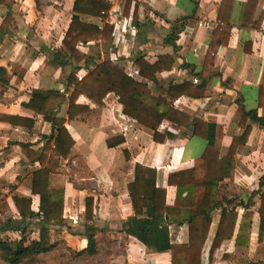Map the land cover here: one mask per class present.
I'll use <instances>...</instances> for the list:
<instances>
[{
  "label": "crops",
  "instance_id": "1",
  "mask_svg": "<svg viewBox=\"0 0 264 264\" xmlns=\"http://www.w3.org/2000/svg\"><path fill=\"white\" fill-rule=\"evenodd\" d=\"M12 1L10 9L0 5V22L6 12H10L13 19L8 31L0 36V65L11 74L9 87L0 92V112L32 117L34 123L31 129H27L0 121V180L11 185L8 189H1L0 203L5 201L8 207L3 215L0 214V222L5 218L19 219L12 201L14 194L31 197V209L38 212V198L31 194V178L39 163L29 162L17 142H29L34 148L40 147L43 144L42 135H49L52 128L41 115L23 108L21 102L29 99L33 88L63 91L71 68L70 65L60 67L51 63L50 53L62 47L61 40L70 22L74 0H40V9H37L34 0ZM125 1L109 2V18L112 23H119L111 39L90 41L79 49L93 56L95 61L111 59L139 80L143 79L134 64L136 57L143 56L153 63L158 55L171 54L174 59L172 68L157 73L155 83L148 81L155 92L170 82L182 83L192 79L198 83L199 78L195 74L203 67L215 28L230 26L227 43L217 48L206 95L202 98L181 96L173 103L179 110L214 123L215 147L221 155L226 154L232 136L242 132L238 125L241 110H256L258 115L264 116V90L259 91V86L264 85V0H257L249 22L251 26L238 24L239 13L242 19L249 21V10H243L245 16L240 12L241 5L247 0H129L126 15L123 13ZM135 6L137 25L132 23ZM80 17L98 27L107 22L102 17ZM199 22L205 25L199 26ZM176 23L182 24V28L172 45L166 37ZM78 65L80 69L76 72L82 76L88 67L83 62ZM68 94L58 114L66 119L65 126L75 143L71 149L72 156L61 161L60 170L63 173L50 174V186L64 190L63 216L72 221L68 220L67 226H56L63 228L62 233L65 232L60 239L73 252L86 246L83 231L81 234H70L66 229L77 223L76 218L83 219L85 197L91 196L94 224L99 228L96 234L98 244L114 239L124 242L122 250L108 255L110 264H171L169 251H151L122 231L123 224L134 216L127 184L134 178L136 163L152 167L156 170V186L166 189V203L171 205L174 188L167 185L168 173L192 166L203 151L205 140L163 121L159 130H168L174 136L164 143L153 141L151 130L122 114L121 105L113 93H108L102 104L80 95L77 103L88 105L89 111L69 119L66 113ZM259 98L262 102L260 107ZM246 123L251 124V131L245 145L236 148L233 180L225 179L221 184L244 200L251 192H257L250 207L253 218L249 245L236 247L233 237L222 241L209 255L219 215L216 211L201 251L200 264H264V228L258 239V208L260 193L264 192V127L248 118ZM118 135L124 138V142L108 147L105 140ZM195 136L202 141L195 140ZM78 159H82L88 175L78 174L77 168L72 170ZM70 172H73L74 178ZM238 210L240 215L242 210ZM26 222L30 223L28 226L36 235L38 219L27 218ZM170 222L171 242L185 243L188 237L186 221L179 225L176 219L171 218ZM9 233L5 235H11ZM56 240L51 234V241Z\"/></svg>",
  "mask_w": 264,
  "mask_h": 264
},
{
  "label": "trees",
  "instance_id": "2",
  "mask_svg": "<svg viewBox=\"0 0 264 264\" xmlns=\"http://www.w3.org/2000/svg\"><path fill=\"white\" fill-rule=\"evenodd\" d=\"M37 9L41 7L40 0H34ZM129 0L125 1L123 13L129 12ZM257 0H247L241 5L243 10H249V21L238 17L240 26H251L253 10ZM11 8L12 0H0V5ZM110 9L108 0H74L70 22L62 37V47L51 51L50 62L60 67L70 65V72L66 77L64 90L33 88L29 99L21 102L25 109L41 115L51 124L49 135H42L43 144L34 148L29 142H17L23 155L29 162H38L39 166L32 171L31 194L38 198V212L31 209V197L14 194L13 205L19 219L5 218L0 222V261L3 264H38L45 255L57 248L60 240L51 241L52 226H67L63 216L64 190L50 186V174L58 172L61 161L72 156L71 149L74 139L65 126L66 119L59 116L61 104L68 94L67 118L86 113L88 105L77 103L80 95L98 104L108 93H113L121 105V112L133 121L152 131V140L164 143L173 138L168 130H159L163 121H168L178 128L188 130L192 135L205 140L201 154L195 158L192 166L174 170L167 175V185L174 188V199L171 205L166 203V189L156 186V170L152 167L136 163L134 178L127 184V190L134 216L123 224L122 231L139 240L151 251H169L171 264H200L201 251L208 238L209 230L215 216L219 215L209 246V255L220 246L222 241L234 237L236 247L249 245L253 211L252 197L257 193L251 192L244 200L239 195L223 187L225 179L233 180L235 173V151L238 146L245 145L251 131V124L247 118L264 127V116L258 115L256 110H241L238 125L241 134L233 135L226 154L221 155L215 147V124L195 117L174 106V101L181 96L202 98L206 95V87L213 75L212 67L217 48L226 44L230 34V26H217L210 38L203 67L198 74V83L186 79L182 83L170 82L155 92L148 81L156 82L157 73L172 68L174 59L171 54H160L153 63L143 56L134 59L138 67V74L143 80L136 79L126 73L123 67L111 59L95 61L94 57L81 51L77 44L90 41H108L113 33V24L105 22L101 27L84 21L80 15L93 17L106 16ZM228 19V18H227ZM10 12H6L0 22V36L8 31L12 22ZM228 23V20H225ZM132 23L137 25L136 6L132 12ZM182 24L173 25V31L166 37V41L174 45V39L180 32ZM175 47V46H174ZM83 62L86 73L80 78L77 75L78 65ZM90 65V66H89ZM11 74L5 66L0 65V88L3 91L9 87ZM264 85L259 86V91ZM262 105L259 98V107ZM0 121L12 125L31 129L34 118L11 115L0 112ZM108 147H114L124 142L121 135L109 137L105 140ZM126 159H128L125 151ZM1 165V164H0ZM264 179V175L262 176ZM262 179L260 180V184ZM3 186H0V193ZM259 233L262 236L264 228V192L260 193ZM7 203H0V214H4ZM239 209L242 213L239 215ZM94 204L91 196L84 200V228L86 246L77 255H96L98 253V226L94 224ZM185 213V216H184ZM27 218H37L38 228L35 236H30L27 228L30 225ZM171 218L177 224L186 221L188 237L185 243H172L169 224ZM70 228L67 227V230ZM7 232H17L14 238L2 236ZM64 243V241L61 239Z\"/></svg>",
  "mask_w": 264,
  "mask_h": 264
},
{
  "label": "rangeland",
  "instance_id": "3",
  "mask_svg": "<svg viewBox=\"0 0 264 264\" xmlns=\"http://www.w3.org/2000/svg\"><path fill=\"white\" fill-rule=\"evenodd\" d=\"M59 30V29H58ZM57 30V31H58ZM7 90V89H5ZM0 92H2L1 88H0ZM3 93V92H2ZM195 140H200L202 141L199 137H194ZM202 144V142H200ZM192 149H194L193 147H191ZM78 169L77 173L78 174H85L88 175V172L85 170V168H83V162L82 159H78L76 165H74V167H72V170L74 169ZM62 170H59V172ZM75 172V171H74ZM63 173V171H62ZM70 174L72 175V178H74V174L73 172H70ZM70 175V176H71ZM0 186H3L4 189H8L11 187V185L5 181L0 180ZM10 186V187H9ZM223 187H225V185L222 184ZM2 194V191L1 193ZM69 219H67L68 221ZM77 223L74 224L72 227H70L68 233H78L81 234L83 231V219L82 217L80 218H76ZM69 222H72L69 220ZM73 224V223H72ZM32 228L28 227L27 231H29L31 234L30 236H34L35 232L31 231ZM67 230V229H66ZM61 231H63V228L59 229L58 227H52V236H54L55 238H57L58 240V245L56 250H54V252L52 254H47L44 257H42V259L38 262V264H110L109 263V257L108 255H110L112 252L116 253L120 250L123 249V245L124 242L122 239H114V241L110 240L109 242L105 241L104 242H100V244H98V253L94 256H86V255H82L79 256L77 254H75V252H73V250H71V248H67L65 246V243H63L61 241V237L63 235H65V232L62 233ZM67 233V232H66ZM11 235H5V233L2 235L4 236H8L10 238H14V236L19 234L17 232H13V233H9ZM103 239V238H101ZM101 241V240H100ZM99 243V242H98ZM0 264H3L0 261Z\"/></svg>",
  "mask_w": 264,
  "mask_h": 264
},
{
  "label": "built area",
  "instance_id": "4",
  "mask_svg": "<svg viewBox=\"0 0 264 264\" xmlns=\"http://www.w3.org/2000/svg\"><path fill=\"white\" fill-rule=\"evenodd\" d=\"M108 1H109V2H112L113 0H108ZM109 11H110V9H109ZM109 11L107 12V15H106V16H100V17L104 18L105 21L112 23V21H111L110 18H109V16H110ZM112 24H113V31H115V30H116V27L119 25V23H118V22H117V23H116V22H113ZM120 25H121V24H120ZM198 25H199V26H204L205 24L199 22ZM129 26H131L130 23H129ZM120 29H121V31H122V28H120ZM120 29H119V30H120ZM77 46H78V48H82V47H83V44H82V43H78ZM77 75H78L79 78L81 77L80 74L77 73Z\"/></svg>",
  "mask_w": 264,
  "mask_h": 264
}]
</instances>
